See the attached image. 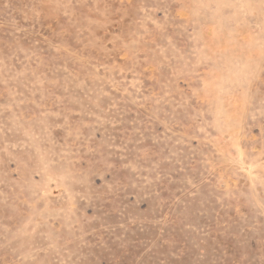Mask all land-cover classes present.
<instances>
[{
    "label": "rangeland",
    "instance_id": "1",
    "mask_svg": "<svg viewBox=\"0 0 264 264\" xmlns=\"http://www.w3.org/2000/svg\"><path fill=\"white\" fill-rule=\"evenodd\" d=\"M0 264H264V0H0Z\"/></svg>",
    "mask_w": 264,
    "mask_h": 264
}]
</instances>
